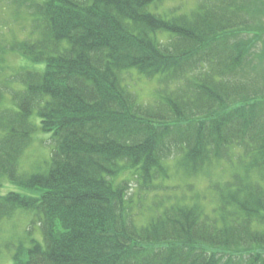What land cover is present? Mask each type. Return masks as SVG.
<instances>
[{
  "label": "trees",
  "instance_id": "trees-1",
  "mask_svg": "<svg viewBox=\"0 0 264 264\" xmlns=\"http://www.w3.org/2000/svg\"><path fill=\"white\" fill-rule=\"evenodd\" d=\"M161 1L11 0L27 35L0 50L29 63L0 87V183L23 191L0 194V220L30 211L40 230L14 264H264L258 0ZM132 70L156 77L152 102L129 87ZM37 130L48 161L22 171ZM169 160L206 186L168 193Z\"/></svg>",
  "mask_w": 264,
  "mask_h": 264
},
{
  "label": "rangeland",
  "instance_id": "rangeland-1",
  "mask_svg": "<svg viewBox=\"0 0 264 264\" xmlns=\"http://www.w3.org/2000/svg\"><path fill=\"white\" fill-rule=\"evenodd\" d=\"M196 3L197 0H163L157 8L159 12H167L169 9H177V12H186L194 8ZM258 4L259 8H257L255 13L254 25H256V27H264V0H258ZM27 18V13L23 8L14 6L11 0H0V46L2 43L12 41L15 38H21L22 36L25 37L27 35ZM261 32L264 34V30H261ZM263 48L264 38H261L254 49L259 52ZM0 54H2L0 55V87L4 89L6 87L7 89V86H5L4 83H6L7 76H9V71L17 69V67L23 64H28L29 62L16 51H13L12 53L7 51L1 53L0 50ZM253 57L255 59L253 71L260 77V81L254 88V91H264V55L254 54ZM134 71L135 70L126 72V82L134 91L136 97L142 102H152L153 99L157 98V92L155 90L157 86L156 77H145L136 74ZM32 119L38 123V119ZM45 134L46 133L41 130L35 132L34 138L25 149V152L20 159V169L22 171L42 170L45 168L46 164L44 163L48 161L50 151L47 136ZM224 164H226V167L223 165V168L216 166L212 169L210 172L211 179L220 177L222 171L229 174L230 168L227 163L224 162ZM167 168L168 177L163 180V183L169 187L167 191L168 193L172 192L171 188L173 187L180 188L192 185L191 188L197 190L203 189L206 186L205 179H208V176L205 173L196 172L198 174L187 175L184 171L182 172L180 169H177L178 167L174 160L168 161ZM126 173L128 172H123V174ZM197 175H199V177L195 178ZM121 176L122 174L119 175V177ZM127 187H129L130 193L132 192L133 195H135L134 190L139 187V182L137 184L135 180H132ZM13 189L23 191L20 186L12 184L6 180H2L0 183V194H4ZM150 194L151 193H149V195ZM145 199V196L142 197V201ZM142 201L139 202V204L142 203ZM145 201H147V199ZM145 201L143 203L144 206L146 204ZM133 207L134 209L137 208L135 205ZM33 218L34 215L30 211L19 210L10 217L0 220V264H14L13 252L15 246L19 241H22V245L27 244L28 234L39 238L40 230L37 224L32 222ZM28 229H31L30 233H27Z\"/></svg>",
  "mask_w": 264,
  "mask_h": 264
}]
</instances>
